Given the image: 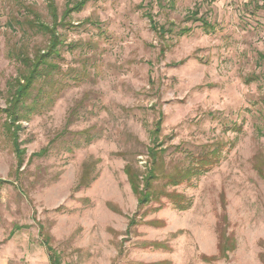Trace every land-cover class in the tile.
Segmentation results:
<instances>
[{
  "label": "rangeland",
  "instance_id": "1",
  "mask_svg": "<svg viewBox=\"0 0 264 264\" xmlns=\"http://www.w3.org/2000/svg\"><path fill=\"white\" fill-rule=\"evenodd\" d=\"M262 4L55 0L54 20L47 0H0V264H51L43 242L60 264H264ZM36 20L61 44L21 107L19 167L3 110L21 58L48 49ZM161 112L141 206L124 168L143 187Z\"/></svg>",
  "mask_w": 264,
  "mask_h": 264
},
{
  "label": "trees",
  "instance_id": "2",
  "mask_svg": "<svg viewBox=\"0 0 264 264\" xmlns=\"http://www.w3.org/2000/svg\"><path fill=\"white\" fill-rule=\"evenodd\" d=\"M263 4L261 5V8L264 9V0H262ZM48 8L50 12H52V17L54 20L58 18L57 16V9L55 5V0H47ZM86 5V1H81L80 4L71 7L68 11H66V14H71L72 12L79 11L80 9ZM194 19V21L201 22V26L204 30L207 32H210L214 30V25L205 17H198V10L193 12L190 16ZM150 18V17H149ZM32 26L36 27L39 31L44 32L50 36L49 40V46L46 52L41 53L38 52L33 58L29 57H22L21 61L27 68V72L23 74L21 77L15 79V83L12 84V92L10 93V99L8 100V107L3 110V112L6 114V121H5V128L7 132L10 134L12 140H13V147L14 151L18 160V165L21 167L24 162V155L25 151L20 147L19 144V137L17 135V131L20 128V125L18 124L21 120L20 111L22 105L24 106L26 100L28 99L31 90L34 87V84L36 81L43 76V66L47 64L48 58L56 52L58 46L61 44V40L59 35L57 34V26L49 27L46 24L38 22H32ZM151 27L154 31L157 33H160L161 35H164L166 33L165 27L161 26L159 27L153 19H151ZM190 29H183L181 31V34H186L189 32ZM163 124V114L160 113V118L156 123V129L152 134V142L153 147L149 150V156L151 157L152 162L149 164V168L147 173L151 174L148 175L146 179L143 178V187L140 185L139 181V175L135 171V169L132 167V165L127 164L124 168V172L128 177V181L131 184V188L133 190V193L138 196V202L139 205L143 206L148 204L152 200V192H151V185L149 184V179L156 178L155 169L154 167L158 163L159 158V152L155 147L158 145L157 138L158 134L161 132V127ZM36 156H40V154H35ZM207 160L203 159L199 161V164H201L199 167L202 168L204 164H206ZM201 169H198L196 171H186L185 173H182L178 175L177 177H173L170 179L169 183L173 186L180 185L184 180L188 179L190 176L193 175V173L199 174ZM11 184L9 181L0 180V185L4 184ZM170 199H175L176 204L178 207H182V204L185 202L184 198L181 195H168ZM232 242V243H231ZM230 242V245L228 247H225L220 242L219 244V252L221 257L227 258L228 253L232 252L236 248V242L235 240H232ZM43 244L46 246L47 251L49 252V259L51 264H60L59 259L56 258V255H54L53 249L48 245V243L43 242Z\"/></svg>",
  "mask_w": 264,
  "mask_h": 264
}]
</instances>
